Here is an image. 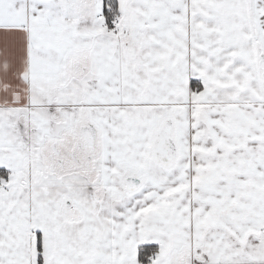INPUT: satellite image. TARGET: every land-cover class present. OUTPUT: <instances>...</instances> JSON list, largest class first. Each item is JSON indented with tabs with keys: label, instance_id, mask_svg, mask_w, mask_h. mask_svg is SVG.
Returning <instances> with one entry per match:
<instances>
[{
	"label": "snow or ice",
	"instance_id": "snow-or-ice-1",
	"mask_svg": "<svg viewBox=\"0 0 264 264\" xmlns=\"http://www.w3.org/2000/svg\"><path fill=\"white\" fill-rule=\"evenodd\" d=\"M0 264H264V0H0Z\"/></svg>",
	"mask_w": 264,
	"mask_h": 264
}]
</instances>
